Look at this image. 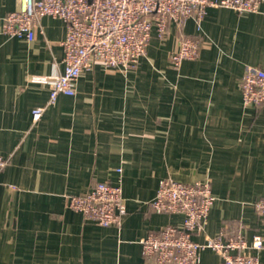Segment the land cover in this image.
Here are the masks:
<instances>
[{
    "label": "crops",
    "instance_id": "obj_1",
    "mask_svg": "<svg viewBox=\"0 0 264 264\" xmlns=\"http://www.w3.org/2000/svg\"><path fill=\"white\" fill-rule=\"evenodd\" d=\"M19 9V0H0V156L9 162L0 174V264H148L141 239L184 220L151 206L167 178L212 185L216 201L195 241L237 223L249 242L264 236L254 207L264 198V105L246 106L241 90L246 68L264 70V0L257 13L210 7L200 24L171 23L168 40H152L137 66L96 64L75 97L51 106L66 26L45 17L33 42L9 39L4 19ZM182 34L202 50L177 70L169 57ZM36 108L46 110L34 123ZM100 182L121 184L120 226L67 206ZM201 257L221 264L210 250Z\"/></svg>",
    "mask_w": 264,
    "mask_h": 264
},
{
    "label": "built area",
    "instance_id": "obj_2",
    "mask_svg": "<svg viewBox=\"0 0 264 264\" xmlns=\"http://www.w3.org/2000/svg\"><path fill=\"white\" fill-rule=\"evenodd\" d=\"M20 9L6 16L2 34L9 39L33 42L45 17L65 23L66 34L63 70L50 83L48 106L59 96L75 97L81 76L100 64L106 69L126 71L137 66L147 54L155 37L165 43L170 24L180 31L188 19L200 24L210 7L234 10L238 14L257 13L263 0H19ZM202 50L201 42L180 35L178 47L169 57L172 68L179 69L185 61L196 60ZM243 102L246 106L264 105V70L248 67L241 80ZM46 108L32 112L38 122ZM0 156V174L8 166ZM120 172V170H118ZM216 198L210 182L186 184L167 178L161 181L151 203L159 214L181 215L182 225L164 226L158 233L141 239L142 253L148 264H201L202 252L210 250L221 258V264H261L264 236L256 235L249 242L241 234L240 225L225 226L217 237L204 242L194 237L204 233L205 223ZM67 206L86 220L102 227L120 226L123 190L121 184L97 183L82 195L67 197ZM264 224V198L254 204ZM231 231L226 237V230ZM226 237V239L224 238Z\"/></svg>",
    "mask_w": 264,
    "mask_h": 264
},
{
    "label": "trees",
    "instance_id": "obj_3",
    "mask_svg": "<svg viewBox=\"0 0 264 264\" xmlns=\"http://www.w3.org/2000/svg\"><path fill=\"white\" fill-rule=\"evenodd\" d=\"M154 39L157 40L155 37L153 38V40H154Z\"/></svg>",
    "mask_w": 264,
    "mask_h": 264
}]
</instances>
